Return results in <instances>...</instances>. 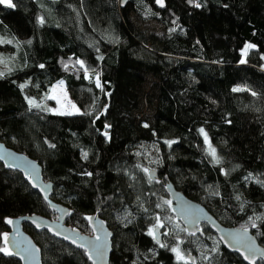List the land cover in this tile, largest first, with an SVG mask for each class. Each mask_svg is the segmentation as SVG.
<instances>
[{"label":"trees","instance_id":"1","mask_svg":"<svg viewBox=\"0 0 264 264\" xmlns=\"http://www.w3.org/2000/svg\"><path fill=\"white\" fill-rule=\"evenodd\" d=\"M119 1L0 4V142L40 166L51 201L71 212L66 226L91 235L86 217L104 221L108 264H243L204 226L188 237L163 185L219 224L250 230L264 249V0ZM246 44L255 47L242 56ZM58 81L79 114L48 111ZM32 214L55 219L0 165V247L5 221ZM22 227L41 264H88L83 252ZM155 228L159 245L148 235ZM0 264L19 263L0 253Z\"/></svg>","mask_w":264,"mask_h":264},{"label":"water","instance_id":"2","mask_svg":"<svg viewBox=\"0 0 264 264\" xmlns=\"http://www.w3.org/2000/svg\"><path fill=\"white\" fill-rule=\"evenodd\" d=\"M126 2L127 0H120V7H123ZM0 165L6 171L19 174L27 186L39 196L48 211L55 215L54 220L35 214L11 219L12 223H7V242L2 238V246L14 253L8 257L15 259L19 264H41L38 247L23 231L22 226L26 224L35 232H45L50 237L83 252L88 264H94V261L95 264H108L111 252V232L103 220L96 215L86 217L85 223L91 235L81 234L76 229L66 226L65 220L70 217L71 212L66 207L51 201L53 186L50 182L43 181L40 166L26 155L6 147L2 142H0ZM147 177L149 181L154 182L156 180L155 171L147 170ZM163 192L169 201L172 217L188 237L196 238L199 236L201 227L204 226L214 235L216 241L227 253L236 255L243 264H250V261L245 259V255L251 256L243 245L254 241L259 252L251 260V264L258 262L264 264V256L261 255L264 254V249L256 241L250 230L246 229L245 231L244 228L227 227L219 224L201 205L185 198L169 182L163 185ZM153 233L157 237L153 241L159 245L160 233L158 229H153ZM97 236L101 237L100 241H97ZM105 238L108 247L103 258L95 252L88 251L93 244H102ZM15 244H19V247H15ZM23 249H28L29 254H25ZM90 255L92 259L89 258ZM188 260L192 263L191 257L188 256Z\"/></svg>","mask_w":264,"mask_h":264},{"label":"snow or ice","instance_id":"3","mask_svg":"<svg viewBox=\"0 0 264 264\" xmlns=\"http://www.w3.org/2000/svg\"><path fill=\"white\" fill-rule=\"evenodd\" d=\"M156 3L158 5H160L161 7H164V0H156ZM189 3H192L193 6H195V7H200V4L194 3V0H189ZM0 4L5 5L6 7H9V8L14 7V5L12 3V0H0ZM40 23H43V20H40ZM5 42L6 41L0 40V43H5ZM28 43H31V41H29ZM254 47L255 46L252 45V44H246L245 45V50L242 51V56L246 55L247 49H251V48H254ZM261 59H264V56H262ZM3 62H4L3 59L0 58V63H3ZM240 62L241 63H245V60L244 59H241ZM76 63L79 64L81 66V68L84 67V62L83 61L77 60ZM41 67H43V65H41ZM3 76H4V73L3 72H0V77H3ZM85 78L86 79L88 78L87 71L85 73ZM61 83H63V82L61 81ZM96 83H97V87H101L100 82H99V74H97V81H96ZM20 87L23 89V87H25V86L24 85H21ZM101 90L103 91V89H101ZM241 90L242 89H239V88H234L233 89L234 92H238V91H241ZM252 95L255 96L256 93L253 92ZM28 102H29L30 105H33V101H31L30 99H29ZM33 106H36V105H33ZM73 108H75L74 105H73ZM76 111L78 112L79 110H76ZM57 114H59V115H73L74 113L73 112H60V113H57ZM144 126L147 127V124H145ZM105 127L107 128L109 126L108 125H105ZM200 132H201L202 135H204L205 143H208L207 134L204 132V129H200ZM171 143H173V142H169V144H171ZM50 147H54V145H50ZM210 154L213 156L214 159H216V152H215V149L214 148L210 149ZM82 155H83V158L86 159L88 154H87V152H84ZM217 162H219V161L217 160ZM250 176H251V174H250ZM248 178H250V177H248ZM248 178H246V179H248ZM260 183L262 184V186H264V181H261ZM237 199H239V196L237 197ZM166 203H168V202H166ZM158 207H159V205H158ZM87 219H91V218H87ZM258 219H259V217H258ZM157 220L159 221V218H157ZM5 222L6 223H9V224L12 223L11 220H6ZM157 226L158 227H162L163 225H160L158 223ZM253 227H255V224H253ZM245 231H246V229H245ZM148 235L153 236V239H157V237L153 233V229H149ZM3 239L5 240V242H7V240H8L7 234H4ZM96 239H97V241H100L101 240V237L100 236H97ZM89 243L91 244V242H89ZM14 246L15 247H19V244H15ZM78 246H80V245H78ZM165 246L166 245L161 244V247H165ZM243 246L251 254V256L245 255V259L246 260H249L250 261V264H251V260L259 252V250L255 247V242L254 241H252L251 243H246ZM107 247L108 246H107V242H106V238H105L102 244H93L92 247L90 249H88V251L95 252L97 255H99L101 258H103L104 254L107 251ZM237 250H239V249H237ZM172 251L177 254V259L178 260H183L184 259V257L181 255L178 247L177 248H173ZM212 251L215 252V251H217V249L214 248V249H212ZM23 252L25 254H29L28 249H23ZM0 253H3L6 256H12L14 254L13 252L9 251V249L7 247H0ZM241 254L244 255V253H241ZM261 255L264 256V254H261ZM89 258L92 259V256L90 255ZM94 264H95V261H94Z\"/></svg>","mask_w":264,"mask_h":264},{"label":"rangeland","instance_id":"4","mask_svg":"<svg viewBox=\"0 0 264 264\" xmlns=\"http://www.w3.org/2000/svg\"><path fill=\"white\" fill-rule=\"evenodd\" d=\"M245 48L243 49V51ZM248 51V49H247ZM242 54V51H241ZM47 103L49 102L50 105H48V111L51 114H56L60 112H73V115L79 114L80 112L76 111L78 110L76 107L73 108V104L70 101L68 94L66 92L65 84L64 82L61 83V81L56 82L53 84L47 93ZM48 103V104H49ZM63 116H68V115H63ZM175 258L177 259V254L174 253ZM178 260V259H177ZM181 262H186L185 259L179 260Z\"/></svg>","mask_w":264,"mask_h":264}]
</instances>
